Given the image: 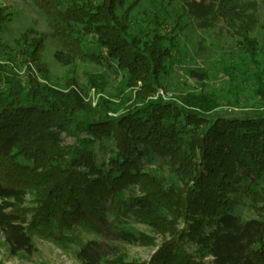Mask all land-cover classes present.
Wrapping results in <instances>:
<instances>
[{
	"label": "trees",
	"instance_id": "1",
	"mask_svg": "<svg viewBox=\"0 0 264 264\" xmlns=\"http://www.w3.org/2000/svg\"><path fill=\"white\" fill-rule=\"evenodd\" d=\"M143 1L126 7V0H31L62 48L54 53L56 62L110 69L116 63L125 80L120 103L103 99L92 107L88 92L105 93V76L89 74L86 89L74 78L65 89L42 83L48 36L29 30L15 42L26 73L22 81L0 62V232L14 256L36 251L32 234L65 246L66 233L81 227L158 247L150 261L130 263L118 247L89 241L76 254L82 264H203L188 244L212 264H264V187L256 189L264 183V111L256 118H224L214 93L158 96L178 47L175 33L185 30L187 19L200 31L226 30L237 39L255 64L253 96L264 107V68L253 36L264 28L258 10L244 0H167L183 13L169 32L153 20L147 39L130 30L131 11ZM10 20L1 9L0 36ZM92 44L97 52L86 49ZM1 50L10 47L0 39ZM230 85L238 103L240 91L234 80ZM63 136L76 143L65 146ZM106 140L115 149L100 166L93 146L103 149ZM147 152L167 161L172 182L145 170ZM241 200L259 217L237 214ZM123 216L151 228L161 243L130 230Z\"/></svg>",
	"mask_w": 264,
	"mask_h": 264
},
{
	"label": "rangeland",
	"instance_id": "2",
	"mask_svg": "<svg viewBox=\"0 0 264 264\" xmlns=\"http://www.w3.org/2000/svg\"><path fill=\"white\" fill-rule=\"evenodd\" d=\"M195 1L209 3L213 0ZM244 1L257 8L260 23L264 26V0ZM126 2V7H129L134 0H126ZM168 3L167 0H144L140 5L134 7L131 11V33L150 39L152 37L151 22L158 21V19L163 24L165 23L164 32H169L174 28L178 17L183 12L179 5L169 6ZM3 8L8 10L11 20L4 25L0 39L10 47V50L0 51V62L8 63L22 81L25 79L26 67L21 62L15 42L25 32L34 30L38 34L48 36V42L41 53L42 65L48 71V75L42 80L40 73L38 75L42 83H50L55 87L65 89L66 84L74 78L82 88L86 89L89 74L103 75L108 81L105 93H98L94 89H90L87 101L92 107H97L103 99L114 104L120 103L118 89L125 80V75L117 71L116 63L111 69L108 66H99L91 62H77L72 67L64 68L54 59V53L62 48L56 40L49 37L48 20L31 0H0V10ZM119 12L122 13V10ZM184 21L185 30L175 33L178 35V47L173 54L170 73L163 79V88L158 96L164 100H179L178 98L187 94L211 92L222 105L218 117L240 119L258 117L259 112L264 111V107L253 96L256 67L254 62L239 50L237 39L226 30L221 33L203 32L189 20L185 19ZM253 36L259 43L260 57L258 60L264 68V28H258ZM86 49L93 52L98 50L93 44L88 45ZM232 80L235 81V85L240 91L238 103L230 95ZM110 116L116 115L111 113ZM62 140L65 146L71 147L76 143L72 137L63 136ZM114 149L115 143L112 140H106L103 149L100 144H95L93 150L98 165H106ZM147 154V158L143 161L145 170L154 171L172 182L174 178L170 173L167 161L152 153L147 152ZM262 187H264V183L256 189L260 191ZM237 214L244 218L256 219L259 217V213L251 209L247 200H241ZM263 215L260 214V216ZM108 217L109 222L114 220L113 215L110 214ZM123 218L129 223L130 230L154 237L157 244L161 243L160 235L155 234L148 226L134 223L130 217L123 216ZM180 227L184 228V225L182 224ZM66 236L68 237L67 244L58 246L38 234H32V243L36 251L32 255L21 253L14 256L10 253L4 236L0 232V264H82L76 257L77 252L87 242L95 240L108 242L118 247L121 253L126 256V261L130 263L148 262L158 250L156 246L141 247L127 244L119 241L115 236L106 239L81 227L67 232ZM187 250L203 264H212V259L208 255L200 254L194 245L188 244Z\"/></svg>",
	"mask_w": 264,
	"mask_h": 264
}]
</instances>
